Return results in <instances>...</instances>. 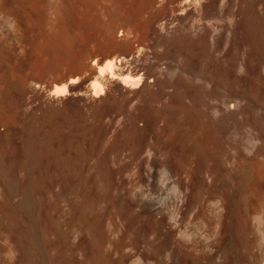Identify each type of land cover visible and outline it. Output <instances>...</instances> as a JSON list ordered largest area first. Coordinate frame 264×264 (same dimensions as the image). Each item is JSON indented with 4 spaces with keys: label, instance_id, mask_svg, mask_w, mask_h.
I'll list each match as a JSON object with an SVG mask.
<instances>
[{
    "label": "bare ground",
    "instance_id": "6f19581e",
    "mask_svg": "<svg viewBox=\"0 0 264 264\" xmlns=\"http://www.w3.org/2000/svg\"><path fill=\"white\" fill-rule=\"evenodd\" d=\"M60 1L44 0L52 26L61 12L58 13L61 10H58L61 8L58 6H61ZM198 1L201 0L170 3L172 13L177 14L178 20L183 23V27L177 31L183 44L187 46L182 51L177 50L179 45L177 47L176 40L168 43L169 37L166 38L163 34L169 18L162 19V30L155 22L148 27V38L159 44L165 42L166 55L163 57L170 62L168 67H159L160 62L146 66L144 62L138 65L139 74L136 76L121 75L124 72L120 70L119 74L114 70L117 62L129 56L125 51L126 53L114 54L115 57L99 67L90 86L92 97L101 98L104 87L99 79H102L107 70L110 78L119 82L126 95L144 96L156 88L159 98L169 96L168 102L170 101L172 110L184 107L185 112L187 111V116L185 113L183 119H175L174 116L173 122L168 121L167 127L172 130L171 133L168 132L171 137L168 142L172 144L166 151L155 148L157 146L154 147L153 142L143 140L136 146L134 155L137 175L140 183H148L147 187L136 190L127 187L123 180L117 191L116 198L120 207L117 218L121 225L116 224L110 229V233H117L118 238L123 239L126 232L131 231L144 244L145 252L127 254L123 244L113 241L111 235L102 230L104 228H98L99 225L95 230L93 227L91 230L88 225L89 230H86L84 224L79 222L82 212L73 209L72 220L75 221L64 231V238H73L72 243L64 241V233H61V242L49 241V229L42 224L41 234L46 240L38 247L15 232L13 220L9 221L8 224L15 233L12 232V240L7 244H0V264H80L74 260L76 255L83 257L85 264H264V35L260 36L259 31L256 32L260 27L259 19L263 16L259 8L263 6V11L264 3L260 0H208L207 6L202 7L204 12L201 10L203 18L209 23L216 18L226 19L220 35H216L217 29H212L208 26L209 23L188 24L187 18L182 17L184 14L188 17L192 14L195 9L192 6H201V3H194ZM39 2L40 0H0V36L16 39L18 46L23 47V43L19 45L23 38L18 39V36L25 31L26 23L19 4L23 8L25 3L34 5ZM34 11L36 12L35 9ZM122 14L124 15L123 11ZM123 17L125 19L121 18L122 22L114 24L113 30L121 31L124 37L133 35L132 40H136V27H132L125 15ZM142 46L144 44L141 43V51ZM199 50L207 56L206 66L210 61H215V64L231 69L236 75L234 81L239 79L240 83L228 85L227 81L225 84L218 77H221V73L216 76L214 70L203 73L199 68L201 65L198 66L201 61ZM212 63L214 66L211 67H215L214 62ZM224 74L223 71L222 75ZM55 87L52 96L67 94V85ZM155 125L157 121L151 119L148 128L154 129ZM134 129L138 131L137 125ZM195 131H199L196 133H199L200 138L191 140ZM146 153V157H141ZM107 167L109 172V166ZM158 168L164 174L161 180L156 171ZM166 179L172 184V200L163 198L161 183ZM7 188L1 184L0 194L9 204L15 194ZM41 211H44V207ZM12 217L14 219L13 215ZM60 236L57 238L61 240Z\"/></svg>",
    "mask_w": 264,
    "mask_h": 264
},
{
    "label": "rangeland",
    "instance_id": "374dc122",
    "mask_svg": "<svg viewBox=\"0 0 264 264\" xmlns=\"http://www.w3.org/2000/svg\"><path fill=\"white\" fill-rule=\"evenodd\" d=\"M61 1V6L58 4L61 7L58 8L61 9L58 13L61 12L59 18H55L57 23L54 20L56 24L53 26L44 0L35 3L36 5L25 3L23 8L19 4V10L26 23L25 31L20 34L21 37L18 36V39L23 38L21 39L23 42H19V45L23 43V47L18 46L16 39L0 36V185H6V188L15 194L11 202L13 205L7 204L0 194V244H7L12 240L13 233L17 232L39 247L46 240L41 234L43 225L49 229V241L61 242L62 234L64 233L63 238L66 237L64 231L75 221L72 220L75 209L82 212L83 216L79 222L84 224L86 230L91 227L95 230L99 225L98 228H104L100 229L111 235L113 241L123 244L127 254L144 253V244L137 240V236L131 231H127L123 239H119L117 233H110V229L116 224L121 225L117 218L120 211L116 198L117 191L123 180L127 187L136 190L147 187L148 183H140L137 175L134 155L136 146L143 140L153 142L154 147L157 146L155 148L166 151L172 144L168 142L171 141L169 134L172 132L167 127L168 121L173 122L174 118L183 119L185 113L187 116V111L185 112L184 107L183 109L179 107L177 112L172 110L171 103L168 102L169 96L159 98L156 88L144 94L145 97L129 93L126 97L119 82L110 78L107 70L102 79H99L104 87L101 98L92 97L90 86L94 79L93 75L98 74L97 69L118 55L117 53L125 51L129 58L117 62L114 70L119 74L121 71L124 72L121 75L136 76L139 74L137 71L139 66L144 62L146 66L160 62L159 67L166 68L170 63L163 57L166 55L164 47L166 44L161 42L163 43L161 45L148 38V27L155 22L162 30V19L169 18L168 26L166 29L163 28V34L166 38L169 37L167 40L170 39V42H167L173 43L171 40H176L179 43L178 51L187 47L179 37V32L177 33L178 29L183 27V23L178 20L177 14L172 13L170 4L180 3L181 0ZM260 1L264 3V0ZM194 3H201V6H192V9L195 8L190 14L193 18L187 14L182 17L187 18L188 24H208L209 22L203 18V12L209 1L201 0ZM262 8H259L263 15L262 19H259L260 29L258 27L256 29L260 36L264 35ZM122 11L132 27H136L134 30L136 35L138 33L139 40L138 38L132 40L133 35L126 38L121 31L113 30L114 24L123 21ZM225 24L226 19L216 18L212 19L208 26L217 29L216 35H220ZM141 43L144 44L142 51ZM199 52L202 54L199 56L202 62L199 58L198 66L201 65L199 68L203 73L214 70L216 76L221 73V77L220 75L218 77L224 81L223 83L228 81L229 85L239 82V79L234 81L236 75L231 69L217 65L215 61H212L215 67H211L214 65L208 59L211 64H207L209 66L207 67L205 64L208 63L207 56H204L205 53L202 51ZM177 61L180 62V59ZM70 82L72 84H69ZM63 85H67V94L52 96L56 90L55 86ZM254 87L258 89L257 86ZM151 119L157 121L154 129L148 128ZM135 124L138 131L134 129ZM196 132L199 131L194 132L195 136L192 134L191 140L195 137L200 138ZM146 155L147 153L142 154L141 157ZM156 171L161 180L164 177L162 169L158 168ZM171 186L167 179L161 183L163 198L172 200ZM43 207L44 211H41ZM12 220V225L14 224L13 227L17 230L15 232L8 224ZM59 236L61 240L58 239ZM64 241L74 242L71 237L70 240L64 238ZM75 257L76 262L85 264L83 257L80 258L78 255Z\"/></svg>",
    "mask_w": 264,
    "mask_h": 264
}]
</instances>
